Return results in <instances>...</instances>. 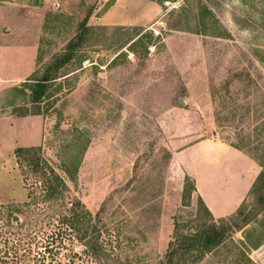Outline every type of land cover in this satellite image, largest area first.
Returning <instances> with one entry per match:
<instances>
[{
	"label": "rangeland",
	"instance_id": "374dc122",
	"mask_svg": "<svg viewBox=\"0 0 264 264\" xmlns=\"http://www.w3.org/2000/svg\"><path fill=\"white\" fill-rule=\"evenodd\" d=\"M115 1L1 0L0 45L14 57L0 65V207L20 220L6 228L48 233L61 204L78 206L89 221L101 215L105 264H167L178 233L189 239L234 220L219 246L186 247L179 264H264V188L255 186L264 172V0H151L153 26L101 25ZM88 13L90 32L57 70ZM46 76L58 79L34 104L35 80ZM251 82L257 90L246 91ZM221 105L257 111L241 125L248 150H238L253 166L251 187L223 151L237 136L217 126V110L227 118ZM35 113L43 139L33 137L40 125L12 116ZM35 145L62 178V199H28L39 187L25 188L14 152ZM74 249L85 250L77 240Z\"/></svg>",
	"mask_w": 264,
	"mask_h": 264
},
{
	"label": "trees",
	"instance_id": "16d2710c",
	"mask_svg": "<svg viewBox=\"0 0 264 264\" xmlns=\"http://www.w3.org/2000/svg\"><path fill=\"white\" fill-rule=\"evenodd\" d=\"M91 16V13L86 15L80 24L77 39L70 44L67 54L56 62L57 70L62 65L72 61L78 43L84 41V36L90 32L88 21ZM171 30H175V28ZM57 79L52 76H46L40 80H35L36 86L32 89V103H40L48 90V85ZM246 88V91L257 90L253 82L248 84ZM249 97H251V92L246 94V98ZM223 103H225V99ZM221 107L227 113V118L224 120L225 123L222 124V118H220L222 112L217 110L215 113L217 126L233 129L237 140L231 142V147L239 151H247L248 143L246 142V138L243 137L244 133L241 131V125L251 118L252 114L257 113V111L242 107L229 111L224 105H221ZM34 115L37 116L40 113H35ZM25 116L29 115H22L20 117ZM236 119L238 120L237 123ZM14 153L19 169L23 173L25 188L28 189V183L31 180L35 187H39L38 190L33 189L28 192L27 197L29 200L42 194H45V197H47L46 202L63 198V180L55 173L51 165L44 160L41 147H19ZM25 168L27 169L26 171ZM257 180L255 185L256 190L259 187L264 188V172ZM192 191H195V189L192 188ZM258 202L264 205V196H260ZM63 207L62 204L58 207L56 212L58 221L53 222L57 223V226H53V230L48 233L45 232L46 234L35 229L22 230L15 237H12L11 230L6 227L12 223L18 224L20 220L18 217L13 219L9 215L7 216V207H0V245H3V248H0V264H61L59 258L60 252L63 249H67L69 245V249H71L70 254L72 255L69 258V264H75L76 260L82 259H86L87 262L93 264H105L104 262L109 259V252L107 246L102 242V230L100 226L102 219L100 213L97 214L95 222H92L87 220L88 215L85 216L78 206H74V209L69 211H65ZM38 217H40V214H38ZM53 223L49 222V226L46 227L52 228ZM235 229H237L235 221L231 220L229 224L202 228V230L196 231V235L189 239L178 233L179 238L172 251L168 254L167 264H179L184 253L182 250L186 247L187 250L209 251L211 247L219 246L224 240V236L229 233L231 234ZM76 240L85 248L81 255L75 252L74 243Z\"/></svg>",
	"mask_w": 264,
	"mask_h": 264
},
{
	"label": "crops",
	"instance_id": "0c3cea01",
	"mask_svg": "<svg viewBox=\"0 0 264 264\" xmlns=\"http://www.w3.org/2000/svg\"><path fill=\"white\" fill-rule=\"evenodd\" d=\"M1 4V0H0ZM142 7V8H141ZM159 6L153 3L151 0H116L115 3L109 8V10L100 17V24L103 26L108 27H144L149 28L157 23L156 18L158 17L157 14ZM14 57L11 47L0 45V65L5 66L9 64L10 58ZM8 81H5L2 77H0V88ZM13 118L22 121L24 124L30 125H40L41 132H39V136L37 135L38 132H33V137L43 139V119L41 116H25V117H15L12 115ZM36 140V139H34ZM42 143V142H41ZM40 143V145H41ZM39 145H35L37 147ZM225 155L232 159V164H229L231 168H238L240 165L244 171L242 172L245 175L242 182H248V187H251L254 183L255 177L251 175L253 172V166H248L244 160V155L241 154L238 150L233 149L229 146H225L223 148ZM222 153V154H224ZM206 165V166H205ZM233 165V166H232ZM204 167L206 170H212L208 166V164L204 163ZM201 177V174L199 178ZM198 178V179H199ZM197 179V180H198ZM204 182V181H203ZM200 183V181H199ZM204 182L202 184H206ZM207 201V200H206ZM208 202V201H207Z\"/></svg>",
	"mask_w": 264,
	"mask_h": 264
}]
</instances>
